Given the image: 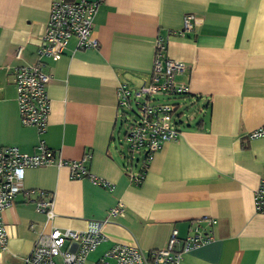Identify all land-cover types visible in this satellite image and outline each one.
I'll list each match as a JSON object with an SVG mask.
<instances>
[{
    "label": "crops",
    "instance_id": "1",
    "mask_svg": "<svg viewBox=\"0 0 264 264\" xmlns=\"http://www.w3.org/2000/svg\"><path fill=\"white\" fill-rule=\"evenodd\" d=\"M90 1L99 4L92 32L99 47L79 49L72 37L63 55L43 58L51 113L40 133L21 121L14 72L38 60L51 0H0V147L33 154L43 142L66 160L89 153L88 171L113 183L109 190L89 176L73 178L55 163L28 168L24 186L48 192L53 217L37 211V193L32 200L18 195L2 212L8 244L0 264H24L39 234L84 230L89 220L104 221L105 239L86 264L115 244L164 248L174 229L185 237L196 226L213 240L185 253L181 264H264V213L254 202L264 136H249L264 125V0ZM186 14L199 26L180 34ZM159 37L166 55L186 65L176 80L189 87L182 101L191 117L152 155L137 185L117 93L120 84L136 88L150 78ZM119 206L125 214L110 216Z\"/></svg>",
    "mask_w": 264,
    "mask_h": 264
},
{
    "label": "built area",
    "instance_id": "2",
    "mask_svg": "<svg viewBox=\"0 0 264 264\" xmlns=\"http://www.w3.org/2000/svg\"><path fill=\"white\" fill-rule=\"evenodd\" d=\"M98 2L90 0H51L49 21L36 63L16 67L14 86L23 125L34 126L40 133L47 125L51 113V99L48 90L52 76L46 68L44 57L57 59L63 55L72 37L77 38L79 49L98 48L99 41L93 35V22L98 11ZM199 21L193 14H186L180 34L197 31ZM151 76L138 87L120 84L118 88L121 120L125 125L124 142L127 146V169L131 181L139 185L145 178L152 155L164 142L179 137L183 122L191 114L185 96L190 91L186 83L176 80L186 71V65L168 57L167 42L159 37L156 42ZM20 55V50L18 51ZM183 100V101H182ZM250 138L264 136V125L249 134ZM37 153H26L16 145L0 147V251L6 249L8 232L2 212L12 206L18 195L23 194L32 200L34 193L37 211L53 217V200L45 190H31L24 186L25 172L49 164L67 166L71 177L89 176L93 183L112 190L113 183L95 176L88 171L87 163L91 154L79 159H58L54 151L41 142ZM141 163V164H140ZM132 164H140L139 171H132ZM254 202L257 211L264 213V175L256 188ZM110 216H123L124 207H114ZM104 221L89 220L84 230H60L54 228L49 233L38 235L32 252L24 264H86V257L104 239ZM215 223V221H214ZM199 227L185 237H179L173 230L167 246L145 252L137 246L115 244L94 264H181L185 253L208 244L213 240L212 233H203ZM60 258L61 262L57 259Z\"/></svg>",
    "mask_w": 264,
    "mask_h": 264
}]
</instances>
